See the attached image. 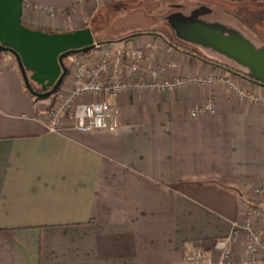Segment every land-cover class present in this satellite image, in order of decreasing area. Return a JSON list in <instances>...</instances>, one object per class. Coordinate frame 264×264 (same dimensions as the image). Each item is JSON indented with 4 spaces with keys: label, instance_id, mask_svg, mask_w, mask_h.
Returning a JSON list of instances; mask_svg holds the SVG:
<instances>
[{
    "label": "crops",
    "instance_id": "crops-1",
    "mask_svg": "<svg viewBox=\"0 0 264 264\" xmlns=\"http://www.w3.org/2000/svg\"><path fill=\"white\" fill-rule=\"evenodd\" d=\"M125 2L23 0L22 19L48 32L90 27L96 42L113 41L85 57L156 41L145 65L174 61L164 78L232 72L159 31L93 28L96 13L101 27ZM242 84L264 97V85ZM25 87L16 57L0 54V264H184L196 245L221 258L214 240L243 221V202L264 186V103L220 84L128 90L111 100L118 128L80 131L68 115L50 132V109ZM208 99L216 112L192 117ZM244 255L243 239L235 257Z\"/></svg>",
    "mask_w": 264,
    "mask_h": 264
},
{
    "label": "built area",
    "instance_id": "built-area-1",
    "mask_svg": "<svg viewBox=\"0 0 264 264\" xmlns=\"http://www.w3.org/2000/svg\"><path fill=\"white\" fill-rule=\"evenodd\" d=\"M158 47L153 40L138 46H115L114 49H103L94 61L88 57L79 62L72 87L62 99L56 101L46 116L47 129L61 132L68 115L72 118L73 126L80 131L118 128L119 113L112 109L111 100L128 90L174 91L187 86L220 84L229 87L242 100L264 103L263 96L243 86L242 79L246 77L241 73L224 71L164 78L168 70L176 67L174 61L145 65ZM216 110L214 100L208 99L196 106L191 116L213 114ZM252 191L251 196L243 202V221L234 222L229 234L214 240V249L221 258L213 260L196 245L187 250L184 264H264V209L254 203L257 200L264 202V186L255 187ZM243 239L246 255L236 258L235 249Z\"/></svg>",
    "mask_w": 264,
    "mask_h": 264
},
{
    "label": "water",
    "instance_id": "water-1",
    "mask_svg": "<svg viewBox=\"0 0 264 264\" xmlns=\"http://www.w3.org/2000/svg\"><path fill=\"white\" fill-rule=\"evenodd\" d=\"M203 8L191 14L174 11L166 17L177 38L226 56L242 66L252 81L264 85V44L257 46L239 29L207 21L202 15L209 11ZM22 12L23 0H0V54L10 52L16 57L25 88L33 96L50 97L68 75L64 60L93 50L95 37L90 27L66 32L31 28L23 22Z\"/></svg>",
    "mask_w": 264,
    "mask_h": 264
},
{
    "label": "rangeland",
    "instance_id": "rangeland-1",
    "mask_svg": "<svg viewBox=\"0 0 264 264\" xmlns=\"http://www.w3.org/2000/svg\"><path fill=\"white\" fill-rule=\"evenodd\" d=\"M201 7H206V9H203L209 11H204L205 13L202 15V18H205L207 21H217L224 23L230 28L239 29L246 37L249 36L257 42V44L255 43L257 46L264 44V4L262 3L246 2V4H231L203 0H130V2L119 5L118 10L109 13L107 21H102L103 25L101 27L99 24V21H101L99 19L103 18V14L101 13H96L91 23L95 30H102L105 33L112 31L120 32L126 29H132L133 27H139L147 31H159L169 39L171 44H177L183 49L188 48L196 54L199 53L208 59L222 62V64L226 63L235 69L243 68L226 56L219 55L211 49L209 50L199 45L183 42L177 38L166 17L174 11L191 14L196 8ZM100 42V40H97V47L100 46L103 48ZM85 54H72L64 60L69 71L67 77L59 87L58 92L54 97L52 95L46 99L36 100L43 103L42 108L44 110L50 109L51 111L52 105L59 99H62L66 91L72 87L74 72H76L79 62L86 60L88 57L89 60L94 61V57H85ZM99 54L97 53L95 58ZM33 86L35 89L40 90L39 85L36 83H33Z\"/></svg>",
    "mask_w": 264,
    "mask_h": 264
},
{
    "label": "trees",
    "instance_id": "trees-1",
    "mask_svg": "<svg viewBox=\"0 0 264 264\" xmlns=\"http://www.w3.org/2000/svg\"><path fill=\"white\" fill-rule=\"evenodd\" d=\"M136 34H138V33H135L134 35H136ZM130 36H132V35H130ZM126 38H129V37H126ZM126 38H124V39H126ZM110 42H113L112 40H108V41H101L100 43H110ZM174 44V43H173ZM177 45V44H176ZM177 46H179V45H177ZM188 52H190L191 54H194L195 56H199L200 58H202V59H204V60H206V61H212L213 63H215L216 65H219V66H221V67H226L227 69H229L230 71H232V72H234V73H241V74H243L247 79H249L250 78V75L248 74V72L246 71V70H244L243 68H239V69H235V68H233V67H230L229 65H227L226 63H224V64H222V62H219V61H215L214 59H208V58H206L204 55H201V54H196L195 52H193V51H191V50H189L188 48H185ZM184 49V50H185ZM5 53V52H4ZM242 67V66H241ZM251 79V78H250ZM59 90V89H58ZM58 90L53 94V97H54V95L58 92ZM34 98L36 99V100H39V99H46V98H48V97H46V98H37V97H35L34 96ZM54 102V101H53ZM53 106V105H52Z\"/></svg>",
    "mask_w": 264,
    "mask_h": 264
},
{
    "label": "flooded vegetation",
    "instance_id": "flooded-vegetation-1",
    "mask_svg": "<svg viewBox=\"0 0 264 264\" xmlns=\"http://www.w3.org/2000/svg\"><path fill=\"white\" fill-rule=\"evenodd\" d=\"M197 9V8H196Z\"/></svg>",
    "mask_w": 264,
    "mask_h": 264
}]
</instances>
